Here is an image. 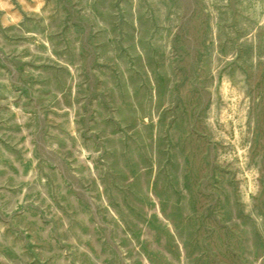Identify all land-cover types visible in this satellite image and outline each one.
<instances>
[{
	"label": "rangeland",
	"instance_id": "1",
	"mask_svg": "<svg viewBox=\"0 0 264 264\" xmlns=\"http://www.w3.org/2000/svg\"><path fill=\"white\" fill-rule=\"evenodd\" d=\"M0 264H264V0H0Z\"/></svg>",
	"mask_w": 264,
	"mask_h": 264
}]
</instances>
